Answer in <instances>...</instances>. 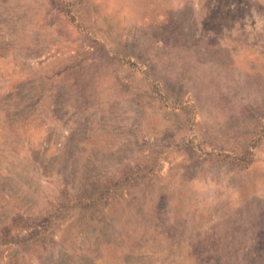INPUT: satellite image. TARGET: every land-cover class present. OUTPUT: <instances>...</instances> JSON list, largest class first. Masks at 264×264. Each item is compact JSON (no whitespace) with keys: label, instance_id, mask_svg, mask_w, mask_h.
<instances>
[{"label":"rangeland","instance_id":"obj_1","mask_svg":"<svg viewBox=\"0 0 264 264\" xmlns=\"http://www.w3.org/2000/svg\"><path fill=\"white\" fill-rule=\"evenodd\" d=\"M0 264H264V0H0Z\"/></svg>","mask_w":264,"mask_h":264}]
</instances>
